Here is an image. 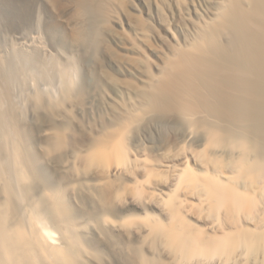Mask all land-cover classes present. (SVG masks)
<instances>
[{
	"label": "bare ground",
	"instance_id": "bare-ground-1",
	"mask_svg": "<svg viewBox=\"0 0 264 264\" xmlns=\"http://www.w3.org/2000/svg\"><path fill=\"white\" fill-rule=\"evenodd\" d=\"M144 1H74L81 43L128 49L98 62L99 95L39 21L3 39L0 264H264V0H187L183 32ZM119 9L130 35L109 29ZM91 101L100 116L79 120Z\"/></svg>",
	"mask_w": 264,
	"mask_h": 264
},
{
	"label": "rangeland",
	"instance_id": "rangeland-1",
	"mask_svg": "<svg viewBox=\"0 0 264 264\" xmlns=\"http://www.w3.org/2000/svg\"><path fill=\"white\" fill-rule=\"evenodd\" d=\"M74 1L75 0H55V1L54 0H0V48L3 39L18 41L19 39L21 40L23 39L22 36L23 34H25V32L34 34L37 31L36 22L39 21L42 28L41 31L42 35L46 38L49 47L53 50L57 48H62L68 53L73 54L76 57L80 58L81 77L82 79H84L83 81L86 82V86L90 90L91 93L90 96L94 94L99 95V93H95L97 91L95 90V87H97L95 84L100 83V80L97 78L96 76L97 74L95 71L98 62L102 59L103 55L107 56L111 52H116V51L126 52V50L128 49L124 48L123 46L125 42L124 39H123L124 42L123 41L115 42L112 38L113 34L109 33L108 31H106L107 33L105 32L103 34L105 35V37L103 36V40L101 39L102 41H100L98 44L94 46L87 47L85 44L81 43V40L79 38L80 36H78L79 33L77 34V31L81 32L79 30L81 29L82 27L81 23H83L84 20L83 19L81 20L80 17H77L76 14H73L75 13ZM129 1L131 0H128V4H130ZM134 1H135L134 3H136L137 5L140 4V6H144L145 3L144 0H134ZM153 1L160 4L159 13L162 12L168 18H170L171 14L173 16L177 14L176 15L177 17L175 16L177 19V23L175 24V29H177L178 31L181 30V32H183L184 28L187 31L186 28H188L190 25H193L195 23V20L198 21L200 19L198 18V15L196 13H193L190 16L186 14L184 10L182 11L183 6L184 8L187 5L190 7V4L187 0H158V1L153 0ZM128 7H129L128 10L134 11V9L130 7V5H128L127 8ZM155 7L157 8L156 4ZM173 8H175L176 10L175 14H173L174 13ZM123 10L124 9L121 10L119 9L118 11L116 12L112 11L109 14L108 26L109 29L114 28L115 31L118 33L125 31L127 34L130 35V33H132L131 30L132 28L126 23L127 17L124 13L127 11V9L126 11ZM111 14L113 16H111ZM188 17H189V21L187 20ZM191 20L192 22L194 21L193 24ZM126 38L127 40L129 39L128 36ZM125 46H130V45L129 44L127 45L125 43ZM86 47L87 49H85ZM110 49L113 51H111ZM105 63L107 65V68L110 70V72H112L117 76L123 75L121 73L122 66L120 65L119 61L115 59L112 60L109 58L108 62L105 61ZM89 83L90 85H88ZM102 100H104V97L102 98L100 97V101ZM93 104L94 103L91 101L89 103H85L84 104L85 106L80 105L77 108V110H74V114L78 116L76 117L79 120H83V119L88 120L89 118V120L95 121L100 116L99 112L101 111H98L97 110L98 108L96 106L95 108ZM26 121H28L27 125L29 127V131H28L29 142L31 146L34 148L35 152L40 154V158L43 160L42 162L47 163L46 161L47 159L44 157L42 151V146L45 144L46 139L41 134L42 132L41 126L45 127V123L44 125H41L39 121H37L36 118H34V114H30L26 116ZM45 167H46L45 170L49 173V175L50 176L52 175L51 176L52 179L58 181L57 176L59 177L62 174V171H60V167L57 166L56 168V164L53 163L52 165L50 164V162H48L45 165ZM82 201L86 204V206L90 205L89 200H86V198H84V200ZM106 257L110 259V256L108 254L106 255ZM111 264H119V263L111 262Z\"/></svg>",
	"mask_w": 264,
	"mask_h": 264
}]
</instances>
